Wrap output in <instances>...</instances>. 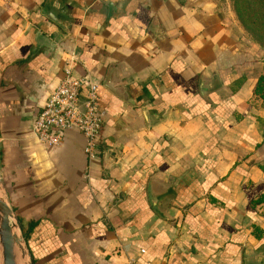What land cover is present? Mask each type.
<instances>
[{
	"label": "crops",
	"instance_id": "obj_1",
	"mask_svg": "<svg viewBox=\"0 0 264 264\" xmlns=\"http://www.w3.org/2000/svg\"><path fill=\"white\" fill-rule=\"evenodd\" d=\"M203 1L0 0L3 177L37 264H264V65ZM73 55L94 158L33 134Z\"/></svg>",
	"mask_w": 264,
	"mask_h": 264
},
{
	"label": "built area",
	"instance_id": "obj_2",
	"mask_svg": "<svg viewBox=\"0 0 264 264\" xmlns=\"http://www.w3.org/2000/svg\"><path fill=\"white\" fill-rule=\"evenodd\" d=\"M77 62L73 55L60 86L38 115L33 134L41 145L55 148L61 145L67 131H77L86 140V154L94 158L103 124L98 106V85L88 76L81 79L75 77ZM128 264H135V261L130 260Z\"/></svg>",
	"mask_w": 264,
	"mask_h": 264
},
{
	"label": "water",
	"instance_id": "obj_3",
	"mask_svg": "<svg viewBox=\"0 0 264 264\" xmlns=\"http://www.w3.org/2000/svg\"><path fill=\"white\" fill-rule=\"evenodd\" d=\"M112 11L113 5H109ZM0 264H36L3 177L0 154Z\"/></svg>",
	"mask_w": 264,
	"mask_h": 264
},
{
	"label": "trees",
	"instance_id": "obj_4",
	"mask_svg": "<svg viewBox=\"0 0 264 264\" xmlns=\"http://www.w3.org/2000/svg\"><path fill=\"white\" fill-rule=\"evenodd\" d=\"M232 2L235 13L241 24L254 38L256 43H258L264 49V0H232ZM255 95L256 97L264 100V77L259 79L255 90ZM262 201H264V194L262 195L258 203H261ZM21 222L23 233L27 238V242L29 244L31 235L38 224L34 222L25 224L23 220H21ZM30 250L34 256L31 248ZM34 259L37 264L35 256Z\"/></svg>",
	"mask_w": 264,
	"mask_h": 264
},
{
	"label": "rangeland",
	"instance_id": "obj_5",
	"mask_svg": "<svg viewBox=\"0 0 264 264\" xmlns=\"http://www.w3.org/2000/svg\"><path fill=\"white\" fill-rule=\"evenodd\" d=\"M194 1V0H188ZM203 3L208 7L209 10L217 14L220 20H223L226 28L229 27V30L234 27L235 30L241 29L243 35L248 37L250 41L259 49L261 59L258 62H261L264 65V49L260 46L254 38L248 33L245 27L239 21L232 0H204ZM233 32V31H231Z\"/></svg>",
	"mask_w": 264,
	"mask_h": 264
}]
</instances>
